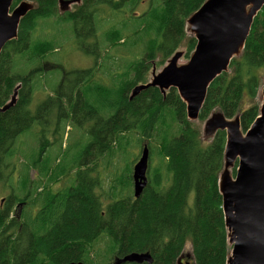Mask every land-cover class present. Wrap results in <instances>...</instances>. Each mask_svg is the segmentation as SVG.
Here are the masks:
<instances>
[{
	"label": "trees",
	"instance_id": "1",
	"mask_svg": "<svg viewBox=\"0 0 264 264\" xmlns=\"http://www.w3.org/2000/svg\"><path fill=\"white\" fill-rule=\"evenodd\" d=\"M21 1L15 0L12 8ZM25 1L34 8L20 20L17 38L8 42L0 53V106L10 101L19 86L13 107L0 113V184L15 168L11 158L17 138L33 123L40 122L42 113L51 111L46 102L35 114L29 111L32 81L40 68L26 66L34 61L39 63L56 50L52 42L35 41L33 35L39 20L55 18L61 12L58 0ZM205 2L84 0L75 10L59 16L72 23L73 34L82 49L83 45L88 49L87 41L93 43L90 52L96 59L99 41L95 17L106 10L114 21L105 34L106 42L113 48L119 43L131 44L134 49L141 46L142 57L128 66L123 81L115 89L96 86L103 93L100 96L88 93L82 96L78 85L69 79L74 76L86 81L83 78L90 74L86 70L65 73L59 92H55L57 96L48 97L59 111L63 105L61 98L65 97L72 120H77L80 112L83 114V108L92 109L96 119L89 131L92 139L83 151L84 159L74 172V184L70 188L53 192L51 186L60 177L54 171L50 173L46 166L41 169L39 161L32 170L43 178V183L27 180L22 184L23 193L18 186L20 195L10 194L0 204V264H102L99 260L114 262L115 258L131 253H149L152 264H177L186 254L191 257H184V264H226L231 247L218 192L225 132L217 131L210 139L201 136L186 119L185 104L175 89H169L163 96L157 88H149L130 99L135 86L147 83L152 62L159 59L156 66L162 67L182 44L186 59L190 57L196 41L187 31L186 21ZM144 4L145 10L137 14ZM263 70L264 6L253 20L242 53L208 87L198 120L206 121L213 113L229 120L238 116L240 129L245 133L259 116ZM131 132L142 141L157 140L156 165L148 168L147 185L138 199L132 194L116 192L110 198L117 195L122 198L103 206L100 196L95 194L101 186L100 179L89 174L87 167L83 169L86 157L94 152L98 159ZM146 146L150 161L152 150ZM45 148L41 143L40 156ZM235 170L236 165L232 175ZM131 174L132 171L130 185ZM100 240H105V247L108 246L104 250L105 258L89 252L90 246ZM187 245L189 250L185 252Z\"/></svg>",
	"mask_w": 264,
	"mask_h": 264
},
{
	"label": "water",
	"instance_id": "2",
	"mask_svg": "<svg viewBox=\"0 0 264 264\" xmlns=\"http://www.w3.org/2000/svg\"><path fill=\"white\" fill-rule=\"evenodd\" d=\"M15 0H0V53L5 45L17 38L20 20L34 6L23 0L14 8ZM84 0H58L61 13L68 12L72 4ZM264 6V0H206L186 21L187 31L196 41L186 64L178 65L182 57L176 52L155 73L151 80L135 86L130 99L149 88H157L164 96L175 89L185 104L186 119L198 120L210 84L228 71L231 60L243 49L256 15ZM17 86L0 113L11 109L16 102ZM259 116L243 133L239 117L226 119L213 113L204 123L205 137L224 131L223 170L218 177V192L221 196L222 213L227 229L231 253L226 264H264V86L260 93ZM236 165L232 175L230 170ZM149 151L143 145L138 161L132 168V195L138 199L147 185ZM181 256L177 264H182ZM67 264H84L82 262ZM113 264H152L149 253H131L115 258Z\"/></svg>",
	"mask_w": 264,
	"mask_h": 264
},
{
	"label": "rangeland",
	"instance_id": "3",
	"mask_svg": "<svg viewBox=\"0 0 264 264\" xmlns=\"http://www.w3.org/2000/svg\"><path fill=\"white\" fill-rule=\"evenodd\" d=\"M75 6V4H72L70 11L75 10ZM145 8L146 4L137 9L136 13L141 14ZM62 15L63 13L59 14L60 17ZM59 16L57 17L59 18ZM57 17L39 20V25L33 35L35 41L52 42L56 50L50 51L39 63L34 61L26 66L29 69L37 68V66L40 68V72L32 81L29 111L31 114H35L43 102H46L48 105L50 104L51 111L47 110L45 114L42 113V120L33 123L27 132L17 138L11 158V162L15 168L11 173H8L5 181L0 184V204L10 194L15 193L20 195V193H17L18 186L19 191L23 193L22 184L27 180L38 185L43 183V178L38 176L36 170H32L33 165L39 161L41 169L46 166L50 173L54 171L60 177V180L51 186L53 192L70 188L74 184V172L78 168L80 161L84 159L83 151L92 139L89 131L94 127L96 119L92 113V109L86 108L84 111L83 108V114L80 112L77 120H72L65 97L61 98L63 100L61 102L63 104L61 111L53 105V102L48 100L49 96H57L55 92H59L58 86L62 85L64 74L73 71H90L89 76L86 77L88 79L83 78L86 81H80V79H76L77 77L75 78L74 76L72 78L68 77L73 84L78 85L79 93L82 96L85 93L93 97L97 94L100 96L103 93L96 90V86L101 87L103 90L115 89L123 81L122 76L128 69V66L142 57L143 48L141 46L134 49L131 44L122 46L119 43L113 48L106 42L105 34L114 26V21L110 20L111 17H108L106 10H102L95 17L96 21H98L96 22V36L99 41V56L96 59L90 52L93 43L87 41L88 49L84 48L86 45H83L82 49V45L77 43L73 34L72 23L60 18L58 19ZM176 52L182 53L178 65L186 64L190 57L186 59L184 44ZM158 62L159 59L151 63V68L146 76V82L151 80L153 69H155V73H158L167 63L162 67H158L156 66ZM260 75L259 93L264 86V70ZM88 80L90 81L89 83H87ZM88 87H92V89L85 91V88ZM82 105L83 101L81 99L80 106ZM87 116H90L91 119ZM80 117L85 118L81 120ZM204 123L205 121L199 120L190 121L192 127L197 129L203 137H205L203 133ZM124 135L125 137L120 144H113L110 151L98 159H96L94 152H92L91 156L86 157L87 164L83 166V169L85 167L89 169V174L93 177L97 176L100 179L101 186L99 189H96L95 194L100 196L103 206L122 198L121 195H117V198L111 199L110 195L112 193L117 192L123 195L125 192V194H132V183L130 185L129 177L134 164L139 159L143 145L150 146L152 150L149 167H154L157 162L156 152L158 148L156 139L142 141L135 132ZM205 138L210 139L211 137ZM41 143L46 145V148L40 156ZM230 172H232V169ZM192 199L193 195L189 197V201L192 202ZM105 248L108 250V246L105 247V240H100L94 243L93 246H90L89 252L92 256L93 253H98L105 258L107 255L104 252ZM188 250L189 246L187 245L185 252ZM99 262H103L104 264L105 262L107 264L111 262L113 264V261H110V259L106 261L99 260ZM182 264H184V261Z\"/></svg>",
	"mask_w": 264,
	"mask_h": 264
},
{
	"label": "flooded vegetation",
	"instance_id": "4",
	"mask_svg": "<svg viewBox=\"0 0 264 264\" xmlns=\"http://www.w3.org/2000/svg\"><path fill=\"white\" fill-rule=\"evenodd\" d=\"M64 76H65V74H64ZM3 203V202H2Z\"/></svg>",
	"mask_w": 264,
	"mask_h": 264
}]
</instances>
